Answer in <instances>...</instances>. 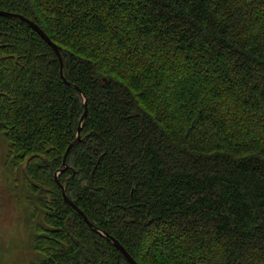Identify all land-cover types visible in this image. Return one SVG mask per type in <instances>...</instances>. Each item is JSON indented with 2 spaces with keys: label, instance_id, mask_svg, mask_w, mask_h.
Returning <instances> with one entry per match:
<instances>
[{
  "label": "trees",
  "instance_id": "16d2710c",
  "mask_svg": "<svg viewBox=\"0 0 264 264\" xmlns=\"http://www.w3.org/2000/svg\"><path fill=\"white\" fill-rule=\"evenodd\" d=\"M0 9L64 65L0 14V139L31 264H131L63 187L139 264H264V0Z\"/></svg>",
  "mask_w": 264,
  "mask_h": 264
},
{
  "label": "rangeland",
  "instance_id": "374dc122",
  "mask_svg": "<svg viewBox=\"0 0 264 264\" xmlns=\"http://www.w3.org/2000/svg\"><path fill=\"white\" fill-rule=\"evenodd\" d=\"M6 143L0 139V264H31L40 256L30 245L27 213L15 198L17 184L5 164Z\"/></svg>",
  "mask_w": 264,
  "mask_h": 264
},
{
  "label": "water",
  "instance_id": "95a60500",
  "mask_svg": "<svg viewBox=\"0 0 264 264\" xmlns=\"http://www.w3.org/2000/svg\"><path fill=\"white\" fill-rule=\"evenodd\" d=\"M0 14L1 15H4V16H8V17H15V18H19V19H22L24 21H26L27 23H29L55 50L56 54L58 55L59 57V60L61 62V74L62 76L65 78L64 76V72H63V68H64V65H63V61H62V56H61V53H60V49H59V46L57 44H55L51 38L44 32V30L37 24L35 23L34 21L30 20L29 18L25 17L24 15L22 14H19V13H15V12H9V11H6V10H2L0 9ZM68 85H71L73 87H76L78 88L77 85L75 84H72L70 83L69 81H67ZM83 95V98H84V104H85V112L83 113L82 115V118L80 120V123H79V126H78V129H77V135H76V138L69 144V146L67 147L66 149V152H65V155H64V159H63V164H62V167L60 168V170L57 171L56 173V178L58 177L59 173L65 171L66 168H68V164L66 163V157L68 155V153L70 152V150L72 149V147L74 145H76L80 140H81V128H82V124H83V120L84 118L86 117L87 115V98L86 96L82 93ZM63 196L65 198V200L69 203V204H72L80 213L81 215L84 216L85 220L87 221V223L94 229L96 230L97 232L101 233L102 235L104 236H107L110 238V240L112 241V243L115 245V247L118 249L119 252L123 253L125 255V257L128 259V261L131 263V264H139L134 258L133 256L125 249V247L121 244V242L116 239L114 236L112 235H109L108 232L100 229V228H97L93 223L90 222V220L88 219V217L84 214V212L79 209L77 207V205H75L71 199L69 198V196L67 195V192L65 190V188L63 187Z\"/></svg>",
  "mask_w": 264,
  "mask_h": 264
}]
</instances>
